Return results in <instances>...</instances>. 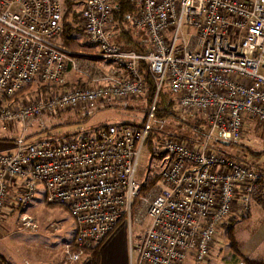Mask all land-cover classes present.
Wrapping results in <instances>:
<instances>
[{
  "label": "built area",
  "instance_id": "obj_1",
  "mask_svg": "<svg viewBox=\"0 0 264 264\" xmlns=\"http://www.w3.org/2000/svg\"><path fill=\"white\" fill-rule=\"evenodd\" d=\"M134 4L131 24L144 34L145 50L115 46L109 0H85L79 30L90 50L77 52L59 43L61 0H0V129L15 131L14 151L0 153V222L18 182L16 208L32 204L40 187L45 204L66 210L74 226L63 246L68 262L89 264V253L122 221L128 264L188 257L203 264L228 218L252 207L264 213V169L210 147L237 142L251 124L264 133V0ZM164 82L179 111L203 118L205 136L192 145L171 136L158 141L166 165L141 193L134 176ZM37 85L38 97L21 99ZM148 85L152 96L136 127H99L89 137L29 135L37 119L144 99ZM18 220L36 230L29 216Z\"/></svg>",
  "mask_w": 264,
  "mask_h": 264
},
{
  "label": "rangeland",
  "instance_id": "obj_2",
  "mask_svg": "<svg viewBox=\"0 0 264 264\" xmlns=\"http://www.w3.org/2000/svg\"><path fill=\"white\" fill-rule=\"evenodd\" d=\"M81 6L82 3L77 5L76 10L80 11ZM134 12L135 9L132 13H128V17L123 26L124 29H128L130 34L133 33L130 32L131 30L136 31L131 24ZM78 40H80L79 37ZM72 80L75 83V78L71 77L69 80L71 84H74ZM40 87L46 88V86ZM38 91V85L30 87L27 92L21 96V99L27 101L32 100L38 97ZM169 97L167 86L164 82L157 98V107L159 104L162 105L166 103ZM160 100L162 101L160 102ZM165 106L166 104H163V107ZM145 108L146 100L144 98L136 101L127 100L124 102H116L108 107L93 109L87 114L82 112L77 115L67 113L55 119L43 117L29 123V135H31L30 137L32 138H45L49 136L62 137L66 135L81 137L83 134L89 137L92 135L95 128L101 126H115L121 124H127L129 126L138 125L140 120H142V112ZM174 110L179 109L174 108ZM85 116L86 119H82ZM191 117L200 119L196 115H191ZM187 118L188 117H186L185 120H187ZM167 123V125H170L169 132L157 133L160 134V138L171 136L182 140L183 144L192 145L195 143V140L192 139V133L186 132L185 129H182L180 132L178 128L175 129L177 126L176 121L167 120ZM154 124L155 119L151 121V126H154ZM46 133L50 135L46 136ZM210 147L220 150L224 154L238 155L245 161L264 169V133L258 128L256 129L253 127L252 124L244 127L242 137L237 142L227 143L226 145L213 143L210 144ZM246 148L261 155L255 158L248 157V155H246ZM158 155H160L159 159L153 158L146 144L142 146L134 176V182L136 184L141 185L146 178L160 173L166 165V161L163 155ZM24 209L26 215L32 216L31 219L34 217L38 222V226H36L34 232H29L21 228L16 212L11 215V218L9 215V217H4L3 221L0 222V224L2 222L4 224L2 226L4 236L0 237V256L7 264H51L57 262V259L60 260L61 264H81L82 259L75 263L68 262L65 259L61 237L54 231L55 227L52 226L54 221L64 226H70L72 221L64 208L60 206H48L47 204L45 206L44 203L41 202L39 194L36 192L33 203ZM229 219L230 218H228L225 225L214 234L207 260L203 264H242L239 257L264 261L263 211L258 207H252L244 218L236 219L234 222L232 221L233 224ZM229 226L230 228L228 229L227 227ZM226 231L231 233L232 243L227 241L225 236ZM26 256L32 257V259L28 260V262ZM183 264L194 263L193 260L188 257Z\"/></svg>",
  "mask_w": 264,
  "mask_h": 264
},
{
  "label": "trees",
  "instance_id": "obj_3",
  "mask_svg": "<svg viewBox=\"0 0 264 264\" xmlns=\"http://www.w3.org/2000/svg\"><path fill=\"white\" fill-rule=\"evenodd\" d=\"M109 5L111 6V11L113 14V26H112V31L113 29H118V34L120 35V31H124V30H128V29H124V22L127 19V15L128 13H132V11L134 10V5L132 4V0H109ZM62 17H61V32H60V36H59V43L60 45L68 50H74V46L76 45V42L73 40L72 35L77 32V26L75 27L76 22L74 21L77 14L74 13V11L71 8V3L69 0H63V5H62ZM84 47H86V49H84ZM81 48L84 49L85 51H89V47L87 45H81ZM146 78V76H145ZM43 90H48V87L44 88ZM152 96V93L150 91L149 85L146 88V94L144 95L146 103L150 100ZM162 100H160L161 102ZM163 104H166L165 107H163ZM162 105L159 104V106L157 107L155 113H154V119H155V124L154 126H151L150 132L148 133L146 139H145V144L151 154V156L153 158H160V155H158L159 153L156 150L157 147V143L158 141L162 140V138L159 137V135L162 132H169L170 129V125H167V120L169 121H176V128H178L179 132L182 129H185L186 132L188 133H192L193 136V140H195V143H198L200 141L203 140L204 136H205V123L204 120L201 116H198L200 119H198L197 117H191V115H187V114H183L181 111L179 110H174V108H177L176 105L174 104V102L172 100H170V98H168V100H166V103H163ZM146 109H144V111L142 112L143 115L145 113ZM68 113H72L74 115H77L78 113H80V111H72V112H68ZM83 113V112H82ZM182 113V114H181ZM67 114V113H63L60 116ZM87 114V113H84ZM187 118V120H185V118ZM77 119V118H76ZM82 119H86V116ZM142 122V120H140L139 124ZM138 124V125H139ZM183 124V125H182ZM138 125H132L131 127H136ZM121 126H129L127 124H121ZM102 128H105V126H101ZM53 128V127H52ZM99 128V127H98ZM97 128H95L93 131H95ZM178 132V133H179ZM160 133V134H157ZM49 133H46V136H49ZM81 137H86L84 134ZM194 143V144H195ZM192 144V143H189ZM154 149V150H153ZM246 150V155H248V157H257L260 156L261 154L258 153H254L253 151L249 150V149H245ZM229 156H233L238 158V155H231L228 154ZM240 158V157H239ZM159 179V175H151L150 177L146 178L145 181L141 184L140 186V191L141 193H144L145 191H147V189L151 188L152 186H155L158 182ZM244 218V216H240V217H231L229 220L230 222H234L236 219H242ZM232 222V224H233ZM231 224V223H230ZM224 228V227H223ZM228 229L230 228L227 227ZM226 229V228H225ZM225 236L226 239L229 243H232V235L229 231L225 232ZM99 246V245H98ZM98 246H96L90 253H89V257H90V262L89 264H96V255H97V249ZM240 261L242 264H264V261L257 259V260H253V259H249L246 257H239ZM0 262L2 264H7L5 262V260L0 256Z\"/></svg>",
  "mask_w": 264,
  "mask_h": 264
},
{
  "label": "crops",
  "instance_id": "obj_4",
  "mask_svg": "<svg viewBox=\"0 0 264 264\" xmlns=\"http://www.w3.org/2000/svg\"><path fill=\"white\" fill-rule=\"evenodd\" d=\"M69 1L71 3L72 10L74 11V13L77 14L74 20L76 22L75 27L77 26V32H75L72 35L73 40L76 42V45L74 46L73 51L77 50V51L85 52L84 49H86V47H84V49L81 48V45H84V44L86 45V43H85L84 36L79 30V18L78 17L80 15V11L76 10V6L79 5L80 3H82L83 5L85 0H69ZM61 3L63 5V0H61ZM132 4L134 5V9H136L134 0H132ZM81 8L82 6L80 7V9ZM112 18H113V14H112ZM113 22L111 23L110 38H111V42L115 46L121 49L132 50L136 52L143 51L147 48L145 36L142 32L131 30L130 32H133V33L130 34L128 30L127 31L124 30L123 32L120 31L121 32L120 35H117L118 29L114 28L112 31ZM78 37L80 38V40H78ZM76 81H78V78L77 79L75 78V82ZM14 136H15V131L0 129V153H4V152L12 153L14 151ZM17 185H18V182L12 185L6 194L5 201H4V208H3V218L9 217V215L11 218V215L14 212L17 213V219H19L20 215L25 214L24 213L25 209L16 208L14 206L13 201L16 196ZM38 189L39 190L37 193L40 196V200L46 206L44 202V197H43L44 194H43L42 188L39 187ZM32 222L36 226H38V222L34 219V217L32 218ZM3 225L4 224L2 222L0 224V237L4 236V230H2ZM52 226L55 227L54 231L57 232L61 237L62 248L64 244L70 242L73 239L74 226L72 223L70 224V226H64L54 221ZM26 258H28L26 259L27 261L32 259V257H29V256H26ZM0 264L2 263L0 262ZM51 264H61V262L59 259H57V262H53ZM96 264H128L127 233H126V229L122 221L119 222L117 227L99 245L97 249V255H96Z\"/></svg>",
  "mask_w": 264,
  "mask_h": 264
}]
</instances>
